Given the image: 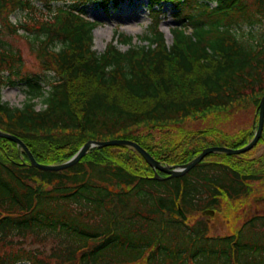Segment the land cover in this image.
Masks as SVG:
<instances>
[{
  "label": "trees",
  "instance_id": "16d2710c",
  "mask_svg": "<svg viewBox=\"0 0 264 264\" xmlns=\"http://www.w3.org/2000/svg\"><path fill=\"white\" fill-rule=\"evenodd\" d=\"M41 1L45 8L0 0V90L20 84L26 95L21 107L0 96V130L23 141L38 163H63L88 140L128 139L163 164L181 165L205 147L236 149L252 138L253 127L233 136L187 124L249 102L257 113L264 34L238 31L264 25V0H147L151 23L142 44L121 36L125 51L109 44L101 53L92 43L96 21ZM88 1L96 0L74 4ZM121 1L97 0L104 9ZM164 4L175 23L170 45L159 28ZM18 11L28 18L14 24L9 17ZM1 33L27 39L52 77L24 73L19 49ZM35 99L45 107L36 111ZM260 145L264 128L244 155L211 154L183 177L156 181L127 147L93 148L50 172L30 167L15 143L0 138V264H264V213L223 236H211L202 219L188 224L206 208L244 212L252 185L264 181V151L249 156Z\"/></svg>",
  "mask_w": 264,
  "mask_h": 264
},
{
  "label": "rangeland",
  "instance_id": "374dc122",
  "mask_svg": "<svg viewBox=\"0 0 264 264\" xmlns=\"http://www.w3.org/2000/svg\"><path fill=\"white\" fill-rule=\"evenodd\" d=\"M32 4L37 7H44V3L41 0H30ZM74 1L78 0H52L50 5L55 7H68L73 6ZM146 0H124L116 8L110 7L106 12L103 9L96 5L94 2H87L80 6V8L85 9V13L88 19L96 20L100 24L96 25L93 30V49L97 53H101L106 48L109 42L116 44L117 34L122 36L132 37L131 43L134 45L142 44L138 40V37L146 34L147 26L150 23V18L148 12L145 9ZM214 4H212L213 6ZM165 13L170 16L172 8L170 5H165ZM27 12L18 11L10 15V21L12 23H19L20 21L27 19ZM116 25L115 28L113 26ZM175 26V23L171 18H167L161 22V30L165 35V40L167 44H171L172 39L168 31V27L172 28ZM252 32L254 37H259V35L264 34V25H255L252 29H249L246 26H243L239 29L238 34ZM22 31H19V34H22ZM2 35V33H1ZM3 41L10 44L14 49L18 48L20 54L23 58V72H30L37 74L41 79H47L52 77L51 73L42 71L35 59L34 54L29 48L27 39L19 37L16 35L5 34L2 35ZM117 48L120 51H125L128 48V45H123L121 43L116 44ZM44 89L47 90L48 86L44 83L42 84ZM24 86L18 85L15 87L3 88L1 91V99L4 102L9 103V105L14 107H21L22 104L26 101V95L23 92ZM36 101V100H35ZM41 104L38 103L35 106V109L39 110ZM255 113V107L252 103H247L244 106L239 107L237 110H234L232 113H220V114H208L205 117H200L199 119L188 121L189 125L187 128L194 130H206L209 129L211 125H216L219 129L226 132L229 135H237L243 130L249 131L253 127V131L256 129L257 120L253 121ZM190 129V130H191ZM189 130V131H190ZM175 141L178 143L179 136L176 137ZM199 139V138H198ZM205 142L211 141L214 144H218V141L214 140L212 136H206ZM202 141L196 140L193 145H199ZM264 149L262 146H258L249 156L254 157L262 154ZM257 167V166H255ZM253 193L251 198L244 206V212L241 214H217L213 215L210 218L206 215L196 214L194 219H191L188 224L192 225L195 220L202 219L208 223L210 228L211 236H223L231 233L232 226H240L242 222L252 214L264 213V181L255 182L253 185ZM18 264H27L26 262Z\"/></svg>",
  "mask_w": 264,
  "mask_h": 264
},
{
  "label": "water",
  "instance_id": "95a60500",
  "mask_svg": "<svg viewBox=\"0 0 264 264\" xmlns=\"http://www.w3.org/2000/svg\"><path fill=\"white\" fill-rule=\"evenodd\" d=\"M257 116H258L257 129L252 139L245 146L238 149H231L223 146L206 147L202 149L201 152L196 157H194L192 160L182 165L161 164L159 161L155 160L149 153H147L140 145H138L133 141L124 140V139H115L109 141L89 140L83 146H81L77 151V153L73 155L69 160L56 165H46V164L38 163L34 159L32 153L29 151L27 146L16 136L0 130V138L9 140L15 143L18 147H20V149L26 155L30 167L40 171H50V172L62 171L74 166L93 148L112 147V146L127 147L138 153L143 158L146 164L153 170L154 175L152 179L158 181L164 179L179 178L184 176L197 164H199L206 156L211 154L241 155L248 152L257 144V142L262 137V131L264 126V96L261 98L259 102ZM159 173L164 174L165 177H161ZM178 212L183 218H185V215L179 206H178ZM205 214L213 216L214 212L211 210H205Z\"/></svg>",
  "mask_w": 264,
  "mask_h": 264
}]
</instances>
